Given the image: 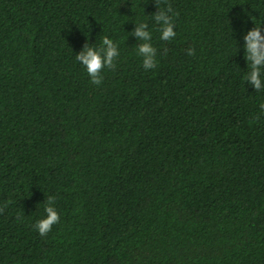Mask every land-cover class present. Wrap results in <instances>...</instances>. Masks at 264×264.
Listing matches in <instances>:
<instances>
[{
  "label": "trees",
  "instance_id": "16d2710c",
  "mask_svg": "<svg viewBox=\"0 0 264 264\" xmlns=\"http://www.w3.org/2000/svg\"><path fill=\"white\" fill-rule=\"evenodd\" d=\"M168 4L170 42L155 0H0V264H264V90L243 47L264 0ZM105 35L120 57L96 86L75 57Z\"/></svg>",
  "mask_w": 264,
  "mask_h": 264
},
{
  "label": "clouds",
  "instance_id": "9594fccd",
  "mask_svg": "<svg viewBox=\"0 0 264 264\" xmlns=\"http://www.w3.org/2000/svg\"><path fill=\"white\" fill-rule=\"evenodd\" d=\"M158 11L154 13L155 23L159 25L160 40L172 41L177 33L174 30V16L179 13L173 12L172 6L168 4L167 8H161V0H155ZM167 3V0H163ZM170 13L172 15H170ZM136 27L131 32L138 40L137 55L142 58V67L147 70H152L157 67L158 49L152 44V32L149 30L147 23H135ZM245 59L248 65V71L244 76V80L249 83L257 92L264 90V33H262L261 25H256L243 37ZM167 54V49L164 50ZM187 54L195 55V50L189 48ZM120 57L119 46L107 35L102 37L99 47L95 44L86 43L83 49L76 54L75 59L80 62L86 69L87 75L90 77V82L93 85L100 86L104 82L102 73L105 69L115 70L117 67L116 61ZM260 113L264 114V103L259 105ZM257 120L260 115H257ZM55 196H49L45 203L46 217L40 219L35 224V229L41 236H47L53 229V226L60 222V214L55 207ZM11 203V201H9ZM7 207L5 204L0 207V213Z\"/></svg>",
  "mask_w": 264,
  "mask_h": 264
}]
</instances>
